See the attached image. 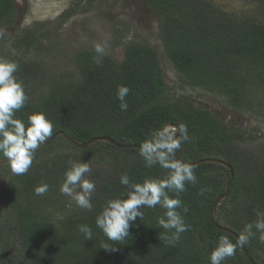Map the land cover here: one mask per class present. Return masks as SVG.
Masks as SVG:
<instances>
[{
  "label": "trees",
  "instance_id": "16d2710c",
  "mask_svg": "<svg viewBox=\"0 0 264 264\" xmlns=\"http://www.w3.org/2000/svg\"><path fill=\"white\" fill-rule=\"evenodd\" d=\"M149 4L160 21L164 53L187 84L226 97L230 106L239 113L254 107L263 112L264 105H251L252 98H248V94L256 84L264 88V21H239L224 13H215L206 0H149ZM17 9L14 0H0V31L8 32L13 28ZM46 38L37 27L23 35L14 33L10 38L5 35L0 38V58L19 64L15 75L23 82L29 97L25 107L17 112L18 118L26 121L28 114L44 111L54 122L53 135L65 132L82 144L97 137H110L121 144L135 146H139L155 129L183 123L190 134V140L179 150L183 161L194 163L209 158L221 159L236 171L228 197L222 202L219 212L228 202L237 199L243 204L241 210L248 212L251 221H255L256 211L264 210V170L259 172L257 167H249L253 160L242 150L244 132L225 125L207 109L171 99L155 47L131 44L125 49L121 61L105 55L100 65L94 61L95 52L84 51L76 56L75 76L64 75L59 81L51 78L47 82L40 60L34 57ZM7 43L15 55H11V51L8 55L2 53ZM41 80L48 88L43 93L39 91ZM119 85L131 89L126 97L127 111L120 110V102L116 98ZM61 144L82 154L33 163L27 174L16 177L19 188L12 182L9 185L6 198L17 218L12 216L6 221L12 225L17 223V237L24 246L22 250L29 264H210L209 256L220 236L236 241L234 236L218 229L211 220L213 206L225 193L230 181V172L226 168L212 164L195 166L198 183L186 185L187 190L180 194L188 209L187 213L183 209L180 211L191 227L181 234L174 246L159 239V234L164 232L157 223V217L164 212L159 206L144 210V218L137 219L122 244L107 241L95 226V218L108 199L126 193L127 189L119 183L121 174L127 172L134 182H142L147 177H162L166 170L159 166L146 168L138 149H121L100 142L82 150L63 137L55 139L35 156ZM86 154H90L94 162L103 164L106 161L113 167L98 173L92 168L96 183L94 210L66 217L59 228L51 222L52 214H44L45 210L40 205L47 206L46 210L58 207L60 197L57 198L53 190L62 183L68 161L91 163ZM0 159L4 158L0 156ZM40 183L49 184L51 191L44 196H36L34 188ZM34 197L42 198V202H34ZM49 197L53 198V206L46 202ZM22 202H25V207ZM218 213L220 226L240 234L233 220L223 225ZM239 215L234 214L233 217ZM85 223L92 227L91 240H86L78 230V225ZM3 229L0 227V232ZM4 243L0 235V264H16L17 255L2 251ZM104 243L111 244L115 250L103 249ZM246 247L257 264H264L259 253V250L264 252V244L252 239ZM225 264L251 262L243 249L238 248L236 255L228 258Z\"/></svg>",
  "mask_w": 264,
  "mask_h": 264
},
{
  "label": "rangeland",
  "instance_id": "374dc122",
  "mask_svg": "<svg viewBox=\"0 0 264 264\" xmlns=\"http://www.w3.org/2000/svg\"><path fill=\"white\" fill-rule=\"evenodd\" d=\"M17 5V15L13 28L8 32L0 31V38L4 35L12 37L14 33L24 34L29 29L37 30L46 35L41 47L34 54L35 60H40L44 68L45 79L57 78V81L64 75H76V56L81 52H95L96 43L107 44V56L121 61L125 49L131 44H149L155 47L160 56V63L164 71L167 85V93L171 99H177L184 104L196 108L207 109L218 117L225 125L241 129L245 136L242 150L251 161L250 168H258L259 172L264 170V110L260 112L254 107L252 110L239 113L233 109L227 98L211 93L201 88H193L187 84L179 73L174 69L164 53V47L160 38V21L150 7L149 0H14ZM210 3L215 13H224L227 16L239 21L257 19L264 21V0H206ZM71 11L70 15L69 12ZM69 15V16H68ZM45 38V37H44ZM15 55L10 44L4 45V54ZM44 79V77L42 78ZM69 82L72 79L68 80ZM75 81V80H73ZM39 91L45 92L48 88L44 80L40 81ZM252 98L251 105H264V88L257 84L248 98ZM51 148L35 156L33 163H42L54 158H64L65 155L80 156L81 152L71 148ZM86 150V149H82ZM37 154V153H35ZM91 167L95 172L111 170L109 162L103 164L93 161L90 154ZM245 157V158H246ZM0 167V232L2 240V251H9L17 255L16 264H29L26 253L22 250L23 244L17 237L16 225L6 220L12 216L17 218L16 212L8 204L7 193L11 182L19 188L17 175L11 173L10 166ZM33 166V165H32ZM94 181L92 172L87 177ZM59 187L53 190L60 197L56 203L58 207L40 205L44 214H52V223L61 228V222L68 216L83 213L73 201L59 191ZM79 190V189H77ZM51 191V190H50ZM49 191V192H50ZM34 202H42V198L34 197ZM51 203L52 197L46 198ZM55 200V199H54ZM233 200V199H232ZM56 201V200H55ZM71 203V207L68 205ZM23 207L26 206L22 202ZM241 201L228 202L221 212L220 222L225 225L228 220L235 222V227L241 233L246 223L252 222L246 211L241 210ZM22 207V206H21ZM234 214H240L233 217ZM258 235V234H257ZM258 242L257 239H253ZM263 251V250H262ZM259 250L262 258L264 252Z\"/></svg>",
  "mask_w": 264,
  "mask_h": 264
},
{
  "label": "clouds",
  "instance_id": "9594fccd",
  "mask_svg": "<svg viewBox=\"0 0 264 264\" xmlns=\"http://www.w3.org/2000/svg\"><path fill=\"white\" fill-rule=\"evenodd\" d=\"M94 51L95 63L102 64L107 53L106 42L96 43ZM18 71L17 62L0 58V156L10 166L13 175L22 176L32 167L36 151L53 136L55 125L44 111L28 114L26 121L17 117V112L29 100L23 82L15 75ZM130 91L126 85L117 87L116 98L121 111H127L129 107L126 97ZM189 140L188 127L181 123L153 130L139 145V155L145 167L152 169L159 166L166 170V175L134 182L127 172L121 174L119 183L127 189L126 193L108 199L95 218V226L102 231L107 241L122 244L129 237L130 229L136 225L137 219L144 218V210L157 206L164 210L157 217L159 227L164 230L159 234L161 241L174 246L181 234L190 230L191 226L185 222V216L180 211H188L180 194L187 190L186 185L197 184L198 178L195 165L177 158L182 144ZM68 165L59 187L60 193L78 208L92 212L96 183L87 178L92 172L90 163L69 160ZM49 189V184L40 183L34 188V193L44 196ZM203 191L201 189V194ZM68 206L71 207V203ZM78 230L86 240L92 239L93 230L89 224L78 225ZM254 238L264 244V210L256 211L255 221L244 225L235 242L228 236H220L209 256L210 264H225L228 258L236 255L238 248L244 247ZM102 248L115 250L109 243H104Z\"/></svg>",
  "mask_w": 264,
  "mask_h": 264
},
{
  "label": "water",
  "instance_id": "95a60500",
  "mask_svg": "<svg viewBox=\"0 0 264 264\" xmlns=\"http://www.w3.org/2000/svg\"><path fill=\"white\" fill-rule=\"evenodd\" d=\"M168 125H172V124H168ZM58 137H63L65 140H67L70 144L80 148V149H89L90 147H92L93 145L100 143V142H107L110 144H113L114 146L121 148V149H138L139 146H135V145H125V144H121L117 141H115L114 139L110 138V137H97L94 138L93 140H91L88 143L82 144L79 142H76L74 139H72L68 134H66L65 132H58L56 134H54L42 147H40L36 152L42 150L43 148H45L46 146L50 145L55 139H57ZM177 158L181 159V156L179 154V152L177 153ZM195 166L198 165H202V164H212V165H218V166H222L224 168H226L229 172H230V181L228 183V185L226 186V190L225 193L223 195H221L215 202L213 209L211 211V220L213 222V224L220 230L234 236L236 239L238 238L239 234L237 232H235L234 230L230 229V228H225L219 225V223L217 222V210L219 209V207L221 206L222 202L225 201L228 197V194L230 192L231 186L235 180V176H236V171L233 168L232 165H230L228 162L221 160V159H215V158H209V159H205V160H201L199 162H194L191 163ZM7 165L5 159H0V167ZM243 252L245 254V256L247 257V259L251 262V264H257L252 257L250 256L246 245L244 247H242Z\"/></svg>",
  "mask_w": 264,
  "mask_h": 264
}]
</instances>
